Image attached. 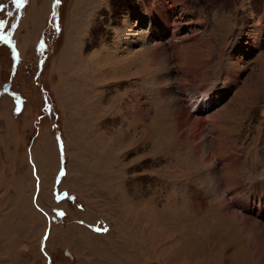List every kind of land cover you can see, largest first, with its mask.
I'll return each mask as SVG.
<instances>
[{"label":"rangeland","instance_id":"obj_1","mask_svg":"<svg viewBox=\"0 0 264 264\" xmlns=\"http://www.w3.org/2000/svg\"><path fill=\"white\" fill-rule=\"evenodd\" d=\"M0 4V264H264V0Z\"/></svg>","mask_w":264,"mask_h":264},{"label":"bare ground","instance_id":"obj_2","mask_svg":"<svg viewBox=\"0 0 264 264\" xmlns=\"http://www.w3.org/2000/svg\"><path fill=\"white\" fill-rule=\"evenodd\" d=\"M175 23V22H174ZM175 25V24H174ZM175 28V27H174ZM245 28H246V25H245ZM247 29V28H246ZM169 32L168 33H170V34H168L169 35V37H168V39L169 40H173L174 38H176L175 36H176V33H177V31H174V30H168ZM257 31H258V29H256V30H252V31H250L252 34H258L257 33ZM249 33V32H248ZM250 34V33H249ZM248 34V35H249ZM251 34V35H252ZM158 36V35H157ZM252 36H254V35H252ZM257 38L256 39H254L253 41H250L249 40V42H250V44L252 45V46H256L257 48H259V46H260V44H261V42H260V39H259V37L258 36H256ZM158 39V38H157ZM175 40V39H174ZM164 41H166V40H164ZM177 41H179V40H177ZM177 41H175V43H177ZM160 42V41H159ZM158 41H155L154 43H158V44H163L162 46H160V47H158L159 49H165V50H170L171 48H169L168 46H167V43L165 42V43H159ZM170 42V41H169ZM173 44V43H172ZM157 45V44H156ZM174 45V44H173ZM172 45V48H174V47H176V45H174L173 46ZM144 46V45H143ZM142 46V47H143ZM164 47V48H163ZM178 47V46H177ZM176 47V48H177ZM149 47H145L144 48V50L145 49H148ZM149 50V49H148ZM165 50H161V52L163 51L164 53H168V51L166 52ZM148 52V51H147ZM149 52H151V53H153L152 51H150L149 50ZM160 52V53H161ZM162 52V53H163ZM262 54H263V56L262 57H264V52H262ZM229 58H230V56H229ZM83 80V79H82ZM215 87H213L212 89H214ZM211 88L210 89H201L200 87H196L195 89H194V91H197L198 93H200V94H202L203 96H205V98L207 97V99H208V92H210V90H212ZM186 90V89H185ZM199 94V95H200ZM211 98V97H210ZM170 99V98H169ZM169 99H168V101H169ZM177 100H178V103H177ZM187 100V99H186ZM185 99H184V102L186 101ZM188 101H189V99H188ZM179 102H181V101H179V99H176V97L173 95L172 96V98L170 99V103L172 104V112L173 113H175V114H177V113H179V114H183V117H184V111H183V109H182V106H181V104L179 103ZM197 102H200V100H198ZM195 106H194V105ZM188 106L189 107H186V104L184 105V108H186L187 109V111H188V113H185V117L189 120L190 118H192L191 117V112H192V110L193 109H196V101H193V100H190L189 102H188ZM194 106V107H193ZM185 109V110H186ZM194 111V110H193ZM204 111L202 110V112L201 113H203ZM200 113V114H201ZM197 116V115H196ZM193 117V119L194 120H196V118H198V119H200V120H202V118L200 117ZM181 121L182 122H184V119H181ZM254 180H255V182H253V183H256V185L254 186V184L252 183V185H251V190L247 193L248 195L251 193V194H254V197L252 198L253 199V201H252V205L254 204L255 206V209H258L259 211H262L263 213H264V179H262V178H254ZM254 189V190H253ZM259 193V194H258ZM251 199V200H252ZM248 204V203H247ZM222 205V204H221ZM224 209V208H223ZM226 210V211H225ZM224 211H221V213H222V215L223 216H226L227 218L229 217H232V219H233V222H239V224H240V226L242 227H244V224L246 223V225H247V228L249 227V228H253V220L251 219V218H249V217H241L240 215H238V213H236V212H234V211H230V210H227V209H225ZM242 215V214H241ZM138 218H140L139 216H138ZM141 229L143 230V232L145 233V234H147L148 233V231L150 230V225L149 224H144V225H142V227H141ZM257 232V233H256ZM151 233V232H150ZM253 234H258L259 236H261L260 238H261V240L263 241V243H264V225H260L259 227H258V229L257 230H255V232H252ZM259 236H258V238H259ZM258 240V239H257ZM260 242V241H259ZM248 244V243H247ZM251 261V260H250ZM259 263V262H258Z\"/></svg>","mask_w":264,"mask_h":264},{"label":"snow or ice","instance_id":"obj_3","mask_svg":"<svg viewBox=\"0 0 264 264\" xmlns=\"http://www.w3.org/2000/svg\"><path fill=\"white\" fill-rule=\"evenodd\" d=\"M12 2L15 5V7L19 9L24 5L26 0H12ZM55 2L59 4L61 3V0H55ZM3 8H4V5L0 4V10H3ZM8 15L11 16L12 13L9 12ZM6 23L7 21L0 20V42H3L5 44H11L12 41H11L10 32L5 31ZM12 27H15V25H12ZM57 30L59 31L60 29L58 28ZM17 103H19V101H17ZM16 110L19 111V108H17ZM34 201H35V198H34ZM60 215H63V213H60ZM97 231H99V229ZM104 231H107V229H104ZM45 239H47V234L45 235ZM42 250H43V246H42Z\"/></svg>","mask_w":264,"mask_h":264},{"label":"water","instance_id":"obj_4","mask_svg":"<svg viewBox=\"0 0 264 264\" xmlns=\"http://www.w3.org/2000/svg\"><path fill=\"white\" fill-rule=\"evenodd\" d=\"M6 88V87H5ZM6 90V89H5Z\"/></svg>","mask_w":264,"mask_h":264},{"label":"crops","instance_id":"obj_5","mask_svg":"<svg viewBox=\"0 0 264 264\" xmlns=\"http://www.w3.org/2000/svg\"><path fill=\"white\" fill-rule=\"evenodd\" d=\"M46 250V249H45Z\"/></svg>","mask_w":264,"mask_h":264}]
</instances>
